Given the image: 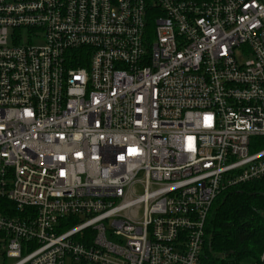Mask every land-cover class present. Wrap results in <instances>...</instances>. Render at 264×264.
<instances>
[{
  "label": "built area",
  "instance_id": "obj_1",
  "mask_svg": "<svg viewBox=\"0 0 264 264\" xmlns=\"http://www.w3.org/2000/svg\"><path fill=\"white\" fill-rule=\"evenodd\" d=\"M254 181L264 0H0V264H206Z\"/></svg>",
  "mask_w": 264,
  "mask_h": 264
},
{
  "label": "trees",
  "instance_id": "obj_2",
  "mask_svg": "<svg viewBox=\"0 0 264 264\" xmlns=\"http://www.w3.org/2000/svg\"><path fill=\"white\" fill-rule=\"evenodd\" d=\"M264 183L247 182L222 193L205 227L206 264H264Z\"/></svg>",
  "mask_w": 264,
  "mask_h": 264
},
{
  "label": "rangeland",
  "instance_id": "obj_3",
  "mask_svg": "<svg viewBox=\"0 0 264 264\" xmlns=\"http://www.w3.org/2000/svg\"><path fill=\"white\" fill-rule=\"evenodd\" d=\"M138 191L141 192L142 191L141 188H138ZM14 262H15V259H13V258H11V259L8 260V264H12ZM67 263L70 264L69 261Z\"/></svg>",
  "mask_w": 264,
  "mask_h": 264
},
{
  "label": "water",
  "instance_id": "obj_4",
  "mask_svg": "<svg viewBox=\"0 0 264 264\" xmlns=\"http://www.w3.org/2000/svg\"><path fill=\"white\" fill-rule=\"evenodd\" d=\"M264 258V257H263Z\"/></svg>",
  "mask_w": 264,
  "mask_h": 264
}]
</instances>
